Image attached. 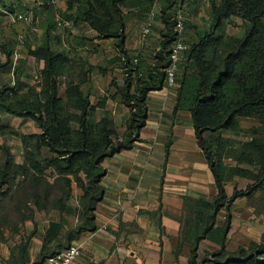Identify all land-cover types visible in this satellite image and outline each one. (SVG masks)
Listing matches in <instances>:
<instances>
[{
    "label": "trees",
    "instance_id": "trees-1",
    "mask_svg": "<svg viewBox=\"0 0 264 264\" xmlns=\"http://www.w3.org/2000/svg\"><path fill=\"white\" fill-rule=\"evenodd\" d=\"M148 1L151 3L154 0ZM16 2L21 5L20 0H0V5L13 13ZM175 2L168 0L160 9L164 29L160 49L147 76L141 71L138 55L128 54L124 48L129 0H94V3L78 6L75 19L87 23L99 38L116 39L114 45L119 52L125 79L121 96L130 111L122 137L118 136L108 115L96 122L89 119L96 106H103L105 97L93 104L88 94L83 92L80 81L66 82L67 103L72 108V112L67 111L66 103L58 94V80L62 75H70L63 67L66 61L63 52L51 47L48 28L44 40L35 48L27 49V54L42 62L39 70L41 89L31 88L24 98L16 96L18 75L14 74L22 58L18 57L14 67V83L12 80L2 83V73L11 70L14 45L0 40V50L5 58L0 60V108L17 117L30 115L35 118L42 129L38 134V143L52 153L44 161L58 173L72 172L81 157L88 167L86 181L78 182L83 189L77 196L80 206L78 223L63 236H58L64 218L51 221L34 264H43L47 256L70 244L82 231L95 229L93 210L103 193L101 161L106 156L130 148L138 129L145 124L147 93L161 87L175 37ZM209 5L207 26L200 27L190 18L184 20V28H188L192 35L186 38L183 30L185 49L179 60L174 86V109H186L191 113L197 143L210 165L218 189L211 200L185 198L182 233L183 238L190 242L188 264H264V232L258 241L252 240L232 252L225 248L231 223L230 207L234 200L246 196L252 204L264 201V0H209ZM233 16L239 17L244 24L241 36L220 32L224 21ZM135 57L137 60L133 62ZM241 117L254 118L258 123L242 128ZM226 130L234 135L242 133L247 138L236 139L225 135ZM228 159L235 163L227 162ZM3 167L0 190L10 179L7 161ZM234 176L245 177L250 182L245 189L235 188L228 195L225 183ZM255 193L259 195L255 196ZM69 197L68 191L52 208L64 210ZM222 207L227 213L224 222L217 225L216 217ZM263 210L257 208L256 212ZM33 234L32 231L26 240L19 243L21 261L12 256V264L24 263L27 242ZM205 238L217 243L219 248L204 249L203 258L198 260L199 242ZM53 239L59 242L57 248L49 245Z\"/></svg>",
    "mask_w": 264,
    "mask_h": 264
},
{
    "label": "crops",
    "instance_id": "crops-1",
    "mask_svg": "<svg viewBox=\"0 0 264 264\" xmlns=\"http://www.w3.org/2000/svg\"><path fill=\"white\" fill-rule=\"evenodd\" d=\"M1 7L0 16L6 18L9 11ZM160 9L158 5L149 10L147 16L152 14V28L145 36L140 29L132 28L128 21L125 24L124 48L128 54L138 55L144 76L149 74L156 52L160 49L164 29ZM185 15L186 19L190 18L186 12ZM184 33L186 38L192 35L186 27ZM2 40L5 41V38ZM79 40L80 44L74 45L76 52L93 49L99 58L104 57L99 53L105 51V59L89 60V66L88 63L83 66L80 64L74 68L73 77L62 75L59 80L62 85H66L69 80L80 81L82 89L94 101L93 104L101 100L98 96L105 97L103 106L95 108L98 115L95 120L108 115L120 137L126 132L130 111L121 96L125 79L118 50L108 38L97 37L91 41L93 45H89V41L86 44ZM109 49L115 51L117 56H114V62L107 65L109 56L106 52ZM14 50L20 52V57L25 53L27 62L33 57L27 54L25 46L14 47ZM3 58L4 54L0 50V60ZM39 66L42 67V62ZM161 83V87L147 93L146 121L138 129L131 147L106 156L101 161L103 173L100 184L103 193L93 210L95 229L84 230L70 241L80 245L77 264H188L190 242L183 238L182 233L186 214L185 198L211 200L218 189L210 165L197 143L191 113L186 109L175 110L174 87L168 88L164 77ZM249 182L245 177L234 176L226 181L225 190L230 195L235 188L245 189ZM71 198L74 200L70 201ZM71 198L62 211L56 208L35 209L37 229H34V234L27 242L26 258L22 264H34L51 221L64 218L58 236H63L78 223L80 206L76 195ZM247 201L246 196L237 197L230 207L231 223L225 243L229 252L241 245L246 246L252 240L258 241L264 232V210H252L246 205ZM46 211L47 217L42 220V213ZM226 213L225 207L219 210L217 225L224 222ZM41 222L44 223L40 225ZM58 243L53 239L49 245L57 248ZM199 246L198 260L203 258L204 249L219 248L217 243L207 238L202 239ZM0 251L5 260L13 256L16 261H21L17 246L12 247V252L7 247H0Z\"/></svg>",
    "mask_w": 264,
    "mask_h": 264
},
{
    "label": "rangeland",
    "instance_id": "rangeland-1",
    "mask_svg": "<svg viewBox=\"0 0 264 264\" xmlns=\"http://www.w3.org/2000/svg\"><path fill=\"white\" fill-rule=\"evenodd\" d=\"M21 5L16 2L15 12L27 11L28 16L25 20H12L9 14L0 16V39L5 38L3 42L13 44L15 48L25 46L27 49L35 48L40 44L46 35V29L50 30L48 40L51 47L59 52H63L65 56V63L63 67L71 77L74 74V68L80 64L83 66L89 60L96 58L105 59V51L103 54L99 53L97 57L95 51L82 50L81 53L75 51V44H80L81 39L83 43L93 45L92 40L97 38V32L91 28L87 23L75 19L78 14V6L83 4L94 3V0H55L54 2L38 3L33 0H20ZM128 7L129 17L126 21L132 25V28L140 29V24L147 16L152 7L168 3V0H129ZM209 0H185L184 11L190 20L201 26H207L209 23ZM2 8V7H1ZM17 9V10H16ZM5 14V13H4ZM234 16L224 21L220 28V32L225 35L241 36L244 32V24L242 20ZM143 18V19H141ZM60 22V23H59ZM79 38V39H78ZM79 40V41H78ZM115 44L116 39L108 38ZM84 51H86L84 53ZM18 57L20 52L17 51ZM95 53V54H94ZM109 56L107 58V65L114 62L115 51L109 49L106 52ZM119 53V52H118ZM25 54V53H24ZM21 54L22 62L19 68L14 71L18 75V86L16 96L24 98L28 95L29 90H40V76L39 70L41 61L35 57H31L27 62V56ZM24 55V56H22ZM5 58L2 59L4 61ZM26 63V67H25ZM71 70V71H70ZM37 72V77H35ZM61 78V76L59 77ZM26 79V81H24ZM2 83L11 80V70L4 71L1 75ZM59 81V97L62 102L66 103L64 106L67 111L72 112V108L67 103L68 97L66 94L65 84ZM65 86V87H64ZM83 90V89H82ZM83 92H85L83 90ZM87 94V93H86ZM89 97V95H88ZM102 98V96H98ZM90 99V97H89ZM106 99V98H105ZM104 99V101H105ZM91 102L93 101L90 99ZM94 103V101H93ZM96 108V107H95ZM95 108L90 114V120L96 122L98 115ZM101 119V118H100ZM99 119V120H100ZM97 120V121H99ZM254 118H240V126L242 128H249L257 124ZM75 127V123L72 124ZM41 127L38 125L34 117L26 115L17 117L13 114L0 108V176L4 169L3 165L7 161V168L10 179L0 190V247L18 246L19 243L28 238V235L34 229H37V223L34 221L36 215L35 209L39 211L43 209H50L59 199L69 191L70 197L80 196L83 189L78 185V182L86 181L87 165L84 164L85 159L76 161V165L72 172L60 174L52 166H50L44 158L52 155L46 146H40L38 143V134L41 133ZM123 133L120 137H122ZM225 135L232 136L236 139H244L247 136H242V133L234 135L231 131L226 130ZM227 162L235 163L230 159ZM40 166L42 169H40ZM74 200V198H71ZM260 203L246 202V205L252 209H264ZM43 207L40 209V207ZM43 214V219H46L48 212ZM39 220V218H38ZM44 222H41L42 225ZM77 243V242H73ZM18 248V247H17ZM16 249V248H15ZM3 252V251H2ZM0 264H11L10 260H5L0 251Z\"/></svg>",
    "mask_w": 264,
    "mask_h": 264
},
{
    "label": "built area",
    "instance_id": "built-area-1",
    "mask_svg": "<svg viewBox=\"0 0 264 264\" xmlns=\"http://www.w3.org/2000/svg\"><path fill=\"white\" fill-rule=\"evenodd\" d=\"M54 2V0H51ZM175 4V24H174V32L175 37L174 41L170 47L169 57L167 66L164 68V82L168 88H173L176 84V72L178 69L179 60L181 58V54L185 49L184 44V20L185 17V9H184V1L176 0ZM4 11V10H3ZM5 13L7 11H4ZM12 20H25L27 19L28 13L27 11H21L16 13L7 12ZM60 23V22H59ZM152 28V14H149L144 21L140 24V30L143 36L149 34ZM18 50H14L12 56V66H11V80L14 83V67L17 64L18 59ZM137 58H133V62H136ZM80 256V245L78 243H70L60 250L55 251L51 255L47 256L45 259L46 264H77V259Z\"/></svg>",
    "mask_w": 264,
    "mask_h": 264
}]
</instances>
